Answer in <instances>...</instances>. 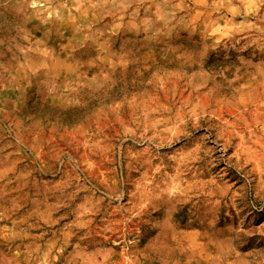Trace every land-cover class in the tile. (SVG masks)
<instances>
[{
  "label": "rangeland",
  "instance_id": "374dc122",
  "mask_svg": "<svg viewBox=\"0 0 264 264\" xmlns=\"http://www.w3.org/2000/svg\"><path fill=\"white\" fill-rule=\"evenodd\" d=\"M0 264H264V0H0Z\"/></svg>",
  "mask_w": 264,
  "mask_h": 264
}]
</instances>
